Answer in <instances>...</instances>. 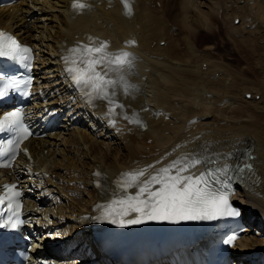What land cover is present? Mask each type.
I'll return each instance as SVG.
<instances>
[{"label": "bare ground", "instance_id": "1", "mask_svg": "<svg viewBox=\"0 0 264 264\" xmlns=\"http://www.w3.org/2000/svg\"><path fill=\"white\" fill-rule=\"evenodd\" d=\"M70 1L21 0L0 8V27L31 44L37 55L42 88L38 99H46L29 107L33 124L41 128L39 119L47 110L58 113L43 136L27 143L34 158L32 172L24 171L22 163L3 175L24 189L31 218L49 219L43 223L40 218L36 226L42 240L50 244L57 239L63 250L71 248L47 256L61 264H102L86 221L97 212L96 204L112 194L119 171L144 170L140 185L186 156L215 159L212 167L237 164L244 156L251 170L245 171V182L232 197L242 206L247 227L234 254L247 258L234 264H264V67H258L256 81L239 77L217 57L213 44L198 50L193 43L200 31L206 37L219 28L236 52H246L240 54L243 58L251 63L263 59L264 0H175L173 26L160 13L159 3L151 0H127V12L121 0H83L86 8L79 15L69 10ZM256 29L260 39L253 37ZM101 43L109 53L127 52L131 58L122 72L130 85L127 94L122 87L116 89V101L123 105L117 111V130L106 125L103 102L90 109L79 101L60 61L68 46ZM249 83L259 88L252 90ZM244 105L256 113V123H248L246 111L242 118L227 117L231 109ZM204 170L198 165L185 175ZM96 180L106 185L105 192L93 188ZM133 215L139 213L124 216Z\"/></svg>", "mask_w": 264, "mask_h": 264}, {"label": "snow or ice", "instance_id": "2", "mask_svg": "<svg viewBox=\"0 0 264 264\" xmlns=\"http://www.w3.org/2000/svg\"><path fill=\"white\" fill-rule=\"evenodd\" d=\"M124 2L127 8V0ZM79 7L83 8L84 5L81 4ZM27 51L28 49L21 47L13 37L0 32V56H17ZM71 51L74 55L66 58V63L69 64L67 71L72 74L75 84L85 88L90 102L95 100L108 102L112 106L109 108L111 113H114L118 107L122 108L123 105H119L116 101V89L122 87L127 94L130 87L122 74L123 69L131 65L130 54L109 53L106 43H101L99 46L84 45ZM81 64L83 67H80ZM112 72L118 73V77H110L109 73ZM21 117L22 113L17 109L10 113L5 121H0V127L8 121L19 125ZM29 134L26 129L22 130V138H26ZM8 151H12L11 147ZM5 154L0 152V155ZM216 164L215 159L209 160L199 155L186 156L161 168L140 185H137V181L144 175V170L123 174L128 181H118V187L126 191L135 186L137 191L134 195H127L112 203L126 206V211L117 214L127 215L129 211L139 213L135 219L128 221L130 224L143 223L146 219L177 223L181 220H214L222 216H239V210L229 202V196L232 194L230 173L234 170L243 174L246 170H251V165L241 163L235 165L234 169L229 164L210 166ZM198 165H204L205 170L199 175H185ZM156 185L159 187H155ZM14 195L18 196L19 193L16 192ZM0 203H3V200H0ZM16 207L18 209L19 204ZM112 222L116 221L112 220ZM235 239L237 236L233 235L227 243L232 244Z\"/></svg>", "mask_w": 264, "mask_h": 264}, {"label": "rangeland", "instance_id": "3", "mask_svg": "<svg viewBox=\"0 0 264 264\" xmlns=\"http://www.w3.org/2000/svg\"><path fill=\"white\" fill-rule=\"evenodd\" d=\"M152 1V4L154 3H159L158 5V9L159 11H161L160 13L164 16V19L167 20V23L168 25H172L176 22L175 19V8H176V5H175V0H151ZM155 1V2H154ZM174 1V2H173ZM165 2V3H164ZM162 3V4H161ZM161 5V7H160ZM161 8V9H160ZM163 9V10H162ZM169 12V13H168ZM173 14V15H172ZM174 16V17H172ZM172 17V18H171ZM171 18V20L169 19ZM175 20V21H173ZM171 21H173L174 23L171 24ZM214 21H217V19L214 18ZM218 29L219 28H216V30L214 31V29L212 30L213 33L210 34V35H205L206 37H201L200 34H206L204 31H200V34L196 33L197 36H195L196 38H194L193 40V43H194V46L197 47V49H201L202 46L208 44V43H211L215 46V49L216 51H218L217 53L220 54V57L217 55V57L222 60L223 62H226L228 63L231 67H233V69L236 71V73L238 74L237 76H241V77H246V78H249L251 80H254L256 81L258 79V74L256 73V71L259 69L258 67H264V58L263 59H254V63H251L252 60L248 57V59H245L243 58L240 54H245L246 52H236L231 46H230V43L226 40V39H223L222 38V34L221 33H218ZM255 29V28H254ZM257 31V34L255 33ZM256 31L254 32L253 34V37H258V39H260L261 36H259L260 34V30L256 29ZM210 36V37H209ZM201 37V38H200ZM256 39V38H255ZM256 39V40H258ZM223 41V42H222ZM197 51V50H196ZM260 51V50H259ZM246 57V56H245ZM250 59V60H249ZM262 60V62H261ZM246 61V62H245ZM256 62V63H255ZM248 63V64H247ZM251 63V64H250ZM261 66H260V65ZM247 65H251V66H247ZM254 65V66H253ZM258 65V66H256ZM245 66V67H244ZM251 67V68H250ZM255 67V68H254ZM246 68V69H245ZM254 69L253 72H251L250 70ZM255 73V74H254ZM250 85H247L248 87L250 86V88L252 90H257V88H259L253 84L251 85L252 83H249ZM254 88V89H253ZM246 105H244V108L242 106H239L235 109H231L229 113L231 114H228L227 117H229L231 115V117H229L230 119L233 118V116L235 117H240L239 118H242L243 116H245V114H250L249 117H250V120H249V124H252V123H256L259 119L257 118V116L255 115L256 113H254L251 108H249L250 106H246L248 108L245 107ZM241 107V108H240ZM243 108V109H242ZM234 110V111H233ZM239 110V112L237 111ZM250 110V111H249ZM246 111V113L244 112V115L243 112ZM249 112V113H248ZM254 114V116L251 114ZM233 113V114H232ZM233 115V116H232ZM239 115V116H238ZM252 116V117H251ZM257 119V120H256ZM251 121V122H250ZM252 121H255V122H252Z\"/></svg>", "mask_w": 264, "mask_h": 264}]
</instances>
